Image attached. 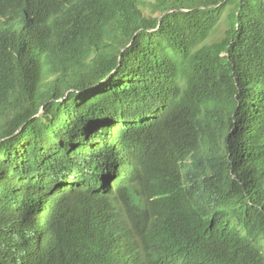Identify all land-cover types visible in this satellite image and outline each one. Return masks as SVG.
Returning a JSON list of instances; mask_svg holds the SVG:
<instances>
[{
  "label": "trees",
  "instance_id": "16d2710c",
  "mask_svg": "<svg viewBox=\"0 0 264 264\" xmlns=\"http://www.w3.org/2000/svg\"><path fill=\"white\" fill-rule=\"evenodd\" d=\"M231 1L0 0V264H264V0L196 49Z\"/></svg>",
  "mask_w": 264,
  "mask_h": 264
},
{
  "label": "rangeland",
  "instance_id": "374dc122",
  "mask_svg": "<svg viewBox=\"0 0 264 264\" xmlns=\"http://www.w3.org/2000/svg\"><path fill=\"white\" fill-rule=\"evenodd\" d=\"M238 4L239 0H233L225 6L219 22L196 49L218 42L225 38L227 31L234 24Z\"/></svg>",
  "mask_w": 264,
  "mask_h": 264
},
{
  "label": "water",
  "instance_id": "95a60500",
  "mask_svg": "<svg viewBox=\"0 0 264 264\" xmlns=\"http://www.w3.org/2000/svg\"><path fill=\"white\" fill-rule=\"evenodd\" d=\"M170 12H172V10H169L168 12H166L165 14H163V15L161 16V18H160V23H161V21H162L163 16L166 15L167 13H170Z\"/></svg>",
  "mask_w": 264,
  "mask_h": 264
},
{
  "label": "clouds",
  "instance_id": "9594fccd",
  "mask_svg": "<svg viewBox=\"0 0 264 264\" xmlns=\"http://www.w3.org/2000/svg\"><path fill=\"white\" fill-rule=\"evenodd\" d=\"M162 16V15H161ZM132 42H133V40H132Z\"/></svg>",
  "mask_w": 264,
  "mask_h": 264
}]
</instances>
